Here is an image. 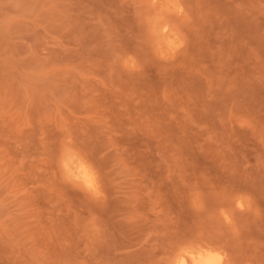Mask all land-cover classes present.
<instances>
[{
  "label": "rangeland",
  "instance_id": "obj_1",
  "mask_svg": "<svg viewBox=\"0 0 264 264\" xmlns=\"http://www.w3.org/2000/svg\"><path fill=\"white\" fill-rule=\"evenodd\" d=\"M207 242L264 264V0H0V264Z\"/></svg>",
  "mask_w": 264,
  "mask_h": 264
},
{
  "label": "bare ground",
  "instance_id": "obj_2",
  "mask_svg": "<svg viewBox=\"0 0 264 264\" xmlns=\"http://www.w3.org/2000/svg\"><path fill=\"white\" fill-rule=\"evenodd\" d=\"M237 197V196H236ZM239 197V196H238ZM242 202V201H241ZM241 202H239V205H241L242 203ZM235 204V203H234ZM245 204V203H244ZM243 204V205H244ZM239 205H238V207H239ZM236 207V206H235ZM237 207V208H238ZM241 209V208H240ZM222 210H224V209H222ZM224 214H226L225 212H224ZM229 214V213H228ZM230 216V215H229ZM212 240V239H211ZM202 241H203V239H202ZM207 241H208V239H207ZM220 241V240H219ZM206 242V241H205ZM204 242V243H205ZM208 242H210V241H208ZM208 242L206 243V244H203V245H199V246H197V247H195V248H190V249H185V250H183V251H180L178 254H177V256H176V259H175V261H174V264H216V258L217 257H219L220 259H219V264H232V263H230L229 261H228V258H227V256L225 255V254H227V252L226 253H224L225 251H223V250H221V248L219 247V248H215V246L213 247V246H211L210 245V243H209V245H207L208 244ZM212 243H213V241H212ZM215 243H216V246H217V241H215ZM214 243V244H215ZM223 243H226V241L225 242H222V244ZM189 244H191V243H189ZM200 244H202L201 242H200ZM221 244V243H220ZM229 244H230V242H229ZM187 245H188V243H187ZM193 245V244H192ZM191 245V246H192ZM198 245V244H197ZM183 246V245H182ZM218 246H219V243H218ZM228 246V245H227ZM180 247H181V245H180ZM189 247H190V245H189ZM188 247V248H189ZM193 247V246H192ZM229 247V246H228ZM223 248L224 249H227L226 247H224L223 246ZM231 248V247H230ZM175 249H177V248H175ZM184 249V248H183ZM179 249H177V251H178ZM182 250V249H181ZM231 250V249H230ZM176 252V251H175ZM228 253H231V251L230 252H228ZM229 255V254H228ZM231 255V254H230ZM172 256H174V255H172ZM233 256H236V255H233ZM171 257V256H170ZM232 257V256H231ZM231 257H230V259H231ZM171 258H173V257H171ZM171 258H170V260H171ZM233 258V257H232ZM236 258V257H235ZM241 258V257H240ZM239 259V258H238ZM233 260V259H232ZM232 260H231V262H232ZM241 261V264H243L244 262L243 261H245V260H242V259H240ZM236 261V260H235ZM233 262H234V260H233ZM237 262H239V261H237ZM236 262V263H237ZM243 262V263H242ZM235 264V263H234Z\"/></svg>",
  "mask_w": 264,
  "mask_h": 264
},
{
  "label": "clouds",
  "instance_id": "obj_3",
  "mask_svg": "<svg viewBox=\"0 0 264 264\" xmlns=\"http://www.w3.org/2000/svg\"><path fill=\"white\" fill-rule=\"evenodd\" d=\"M72 158L75 157H70V159ZM65 167H68L67 162L65 163ZM70 174L75 180L82 181L87 189L93 192L96 196L102 195V193L99 191V186L94 170L84 161L81 160L74 170L70 169ZM219 259V257L216 258V264H219Z\"/></svg>",
  "mask_w": 264,
  "mask_h": 264
}]
</instances>
